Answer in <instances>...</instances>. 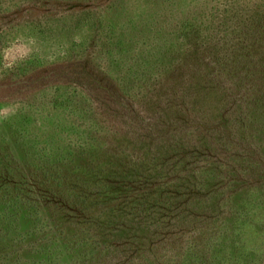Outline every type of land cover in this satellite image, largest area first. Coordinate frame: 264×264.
I'll return each mask as SVG.
<instances>
[{"label":"trees","instance_id":"obj_1","mask_svg":"<svg viewBox=\"0 0 264 264\" xmlns=\"http://www.w3.org/2000/svg\"><path fill=\"white\" fill-rule=\"evenodd\" d=\"M27 1L33 10L46 6L44 0ZM67 1L69 7L86 9L94 3L95 8L103 7L100 0ZM159 2L146 1L150 10L144 23L132 21L130 5L117 4L118 20L121 15L127 20L118 28L114 15L108 18L110 40H95L84 58L68 57L16 80L40 78L48 85H60V92L46 98L37 95L40 89L26 86L22 97L38 107L51 103L73 117L88 116L95 126L79 131L73 124L65 129L76 131V144L68 145L57 138L62 130L48 137L34 130L26 114L0 123V264H160L168 238L173 249L187 251L163 264H264V243L234 242L242 235L247 241L264 242V220L250 215L255 201L264 208V176L256 182L245 179L241 167L233 166L229 181L235 186L236 176L243 174L244 184L208 200L215 211L222 208V200L232 205L222 236L214 224L200 233L195 206L188 209L189 215L183 210L180 219L172 220L177 199L188 203L202 196L200 191L179 192L176 182L173 189L158 185L160 176L175 172L176 163L178 167L191 159L184 154L189 147L185 134L190 133V124L200 122L199 116L206 131V123L226 129L229 141L217 146L227 153L236 151L229 150L230 144L235 146L231 137L240 135L246 143L253 134L258 136L261 158L252 169L264 171V16L261 27L250 34V43L225 55L220 52L213 61L212 48H206L214 42L206 44L210 33L202 37L199 29H179V38L183 35L188 44H180L174 53L163 44L178 16L167 14V6ZM48 4L44 11L51 9ZM8 9L0 5L1 17L10 14ZM162 9L166 22L155 28ZM154 30H158L155 42L148 44ZM135 58L145 74L155 75L142 84L138 95L131 89L135 83L118 76L132 74L130 61ZM241 111L244 117L239 116ZM97 127L104 133L99 139L105 149L96 148L94 142L79 144L95 138ZM117 142L127 149L115 147ZM170 160L173 165L165 167ZM154 198L155 206L162 208L159 218L150 215ZM213 217L211 223L217 218Z\"/></svg>","mask_w":264,"mask_h":264},{"label":"rangeland","instance_id":"obj_2","mask_svg":"<svg viewBox=\"0 0 264 264\" xmlns=\"http://www.w3.org/2000/svg\"><path fill=\"white\" fill-rule=\"evenodd\" d=\"M100 1L103 7L96 6L95 8L94 3L91 4V7L85 9L82 6L69 7V3H66L68 2L67 0H44L42 2H46L45 7L34 8L33 10V8L30 9L27 7L29 6L27 0L14 2L12 0H0V5L3 8L8 7V10L11 11L9 15L2 17V12L0 13V123L26 114L30 117V123L31 126H34V130L45 135L48 134V137L52 136L53 132L58 131L59 133L62 130L57 138H63L61 141H65L68 145L76 144V131L72 132V129H70L69 132L65 129L70 128L73 124L76 125L79 131L90 125L92 127L95 126V123L88 116L86 118L80 115L73 117L65 113L63 107H56L51 103H44V105L38 107V105L36 106L32 102H28L22 97L27 92L25 89L26 86H31L32 88L35 86L37 88L35 91L40 89L36 92L37 95L46 98L53 95V93L60 92L58 91L61 88L60 85H48L45 79L40 78L39 80L37 79V82L30 79L24 81L16 80H22L25 75L33 76L36 70L52 66L55 62L68 57L84 58L85 52L95 47V40L96 43L101 40H110L108 36L111 37V35L109 34L110 30L107 29V25L110 19L109 17L112 15L118 20L117 8L121 9V6H117V4H123L125 6L126 3L127 6L130 5L128 6L130 8L128 11H130L131 17L134 15L132 21L137 23H144L143 18L146 17V12L150 10L147 8L146 3V1L150 0H114L108 5H106L108 0ZM159 1L161 7L166 8L167 6V14L173 17H179L176 19L177 23L172 24L173 27L171 25L168 28L169 33L163 39V44L167 45L172 53H174L180 44H188V39H184L185 37L183 35L179 38V29L182 32H185L183 30L192 32L199 29L202 37L210 33L209 39L205 41L207 42L206 44L209 45V42H214L212 47L209 46L206 48L208 50L212 48L210 58L213 61L217 60L220 52H225V55L228 53V50L237 49L244 42L250 43L252 40L250 34L256 28L261 27L259 24H261V18L264 16V0H175L174 3L173 0ZM47 4H51V9L44 11L48 7ZM85 5L89 6V3ZM15 10L17 12L11 15ZM164 15L163 9L162 14L156 15L155 22L160 21V23H157L155 28L161 27L166 22L163 19ZM126 20L127 16L121 15L118 20L120 22L118 28L124 25ZM181 20H189V22H185V24L184 22L181 23ZM8 23H11V25H7ZM171 28L173 29L172 31ZM157 31L154 30L152 35L147 39L148 44L155 42L153 38L156 36ZM135 61H137L136 58L130 61V64L134 65L132 74L124 75L120 72L118 76L121 81L130 79L135 83L136 85L133 84L134 88L131 89L138 95L141 91L143 92L142 84L147 80L152 81V77L155 75L150 76L148 73L145 74L143 71L144 65L141 61L134 63ZM139 64L142 65L140 69H137ZM138 84L139 86H137ZM245 114V111H241L239 116L244 117ZM198 120L200 122H197V125L192 126L190 124V133L185 134V139L189 140L188 144H185V147L186 145L189 147L184 154L192 155L191 159L190 157L186 158V161L184 160L183 163L178 164V167L176 163V166L174 165L173 168L175 172L172 175H165L164 178L160 176L158 185L160 184L162 187H170V189H173L174 185H177L175 184L176 182L179 186V192H184L188 189L191 191H200V195L202 196H196L193 201L188 203L184 202V200L181 201L182 197L177 199L179 203H175L176 205L173 207L171 213L172 220L174 222L181 217L183 210L189 215L192 212H189L188 209H192L195 206L196 211L200 214L199 225L202 226L200 233H205L204 230H207L206 227L214 224V226L216 225L218 227V235L222 236V233L227 231L226 226H223L224 221L226 223L230 222L228 220L226 221V216L233 211L232 205L229 203L226 205L225 201L222 200V202H219V204L223 203L222 208L215 211L213 208L211 209L212 206L209 205L208 200L211 202L212 197L218 194L221 195L223 192L235 188L238 184L237 187L244 184L245 180H242L244 177H241L244 173L245 179H254L255 182L258 180V176H264V171L259 172L258 168L253 171L256 168V159L261 156L259 155L257 147L259 139L258 136H254L253 134L250 136L249 141L245 143L243 139H239L240 135H237L238 137L236 138L231 137V142L235 143V146L234 144L233 146L230 144L231 148L229 150L231 151L233 147L236 151L233 150L227 153L224 149L221 150L217 146L223 147L229 141V136L225 131L226 129L223 130L217 123H206L208 127V131H206L207 129L202 126L204 123L200 116ZM193 132L196 134L194 135ZM101 135H104V133L100 127H97L95 128V138L91 137L92 140L85 138L86 140L83 139L79 144L84 145L88 142H94L96 148L105 149L104 145L101 146L102 143L99 139ZM115 147H119L121 150L127 149L125 143L117 142ZM183 151L185 152L184 148ZM251 160L255 162L251 163ZM173 163L170 160L164 166L167 167V165H173ZM249 165H251L249 167L251 169L244 171ZM252 165H254L253 169ZM233 166L241 167L240 173L244 172L242 175L236 176L239 178L235 186H233L235 182L229 181L230 176H232L231 172H234ZM176 179L177 181H175ZM154 200L155 198L150 203L152 208L150 209V215L159 218L162 208L159 206V210L155 206ZM155 207L156 210H154ZM252 207L253 213L249 214L255 216L258 221H263L264 208H262V205L257 204L255 201ZM213 216L217 217V222L214 221V223H211L210 219L211 217L214 218ZM164 218L166 219V216ZM221 222H223L222 225ZM171 240L169 238L167 239L168 242H171ZM167 241L165 242L167 244L166 247L163 250L161 249L163 256L161 257L160 264H163V262L169 263L170 261L173 263L174 258L176 259L178 254L187 251L179 249L177 252ZM234 242L241 245L247 242L250 246H260L264 243L262 240L259 243L247 241L243 235L241 237L238 236ZM228 249L229 247H227Z\"/></svg>","mask_w":264,"mask_h":264},{"label":"water","instance_id":"obj_3","mask_svg":"<svg viewBox=\"0 0 264 264\" xmlns=\"http://www.w3.org/2000/svg\"><path fill=\"white\" fill-rule=\"evenodd\" d=\"M2 88H4V87H2Z\"/></svg>","mask_w":264,"mask_h":264}]
</instances>
